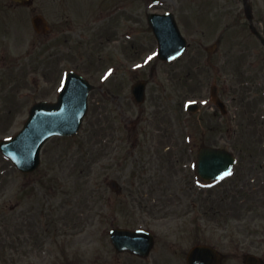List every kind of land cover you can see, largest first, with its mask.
Masks as SVG:
<instances>
[{
	"label": "rangeland",
	"instance_id": "1",
	"mask_svg": "<svg viewBox=\"0 0 264 264\" xmlns=\"http://www.w3.org/2000/svg\"><path fill=\"white\" fill-rule=\"evenodd\" d=\"M8 1L0 0V139L20 131L34 102L57 97L66 70L84 74L96 89L81 132L52 138L36 172L21 173L0 153V264L7 251L18 264H186V253L200 242L223 251L225 264H243L244 252L261 254L264 209L230 201L229 179L205 187L200 197L188 188L190 164L200 144L240 147V138L228 140L233 134L209 100L214 79L221 88L233 82L232 90L244 94L248 54L263 53L244 15L239 19L237 11L229 10L238 4L34 0L52 27L40 36L30 8L7 7ZM253 3L256 21L264 22V0ZM151 10L173 11L190 42L187 52L171 64L154 61L155 38L147 24ZM101 13L106 21L95 23ZM215 43L217 53L210 56L207 49ZM125 60L137 62L140 70L132 72ZM138 78L149 82L143 105L135 103L131 91ZM261 91L259 103L264 100ZM191 99L207 104L189 115L185 105ZM236 100L229 101V109L244 121L249 114L238 113L243 102ZM190 131L196 146L191 154L185 142ZM253 132L245 129L250 137L257 135ZM258 145L254 138L245 145L256 163L264 155L257 154ZM251 157L244 154L241 165ZM99 164L105 172L100 178ZM91 177L106 184L104 196L103 188L93 191L98 202L92 200L91 188L89 192ZM112 178L124 186L120 200L108 186ZM113 226L151 230L157 247L145 259L118 254L110 240Z\"/></svg>",
	"mask_w": 264,
	"mask_h": 264
},
{
	"label": "water",
	"instance_id": "2",
	"mask_svg": "<svg viewBox=\"0 0 264 264\" xmlns=\"http://www.w3.org/2000/svg\"><path fill=\"white\" fill-rule=\"evenodd\" d=\"M19 1V0H18ZM24 1V0H22ZM151 24L154 27L156 34L158 35L160 42L163 46L168 45V42H177L178 45L185 44V39L180 33V30L176 24L174 15H150ZM165 21V22H164ZM36 26L41 30V18L35 19ZM168 40V42H167ZM72 81L75 85H80L78 87V95L75 101L69 100L71 87L70 80L69 84L61 95L60 101L57 103H39L35 105L32 110L31 117L29 118L25 128L20 132L15 138L10 139L2 147H7V153H11L17 158L24 157L26 154L33 152L34 155L27 157V163L24 161H19L23 169L31 165V167L37 166L39 164L38 151L42 146V143L52 134L55 133H65L70 134L77 130L82 122V116L86 111V100L83 94H86V82L80 77L73 75ZM66 106H70L66 108ZM67 109V110H66ZM67 112H66V111ZM70 110V111H69ZM80 110V113L76 116V112ZM71 112L73 114L71 115ZM71 115V116H70ZM39 140V142H38ZM31 150L25 153L27 150ZM210 158H218L219 155L208 154ZM211 159L204 161V164H208ZM33 164V165H32ZM206 170L207 168H203ZM112 186L116 189L118 184L116 181H112ZM115 244L119 250H130L133 252H138L139 249L133 245L139 241L146 239L148 242V248H151L149 243L150 235L142 232H133L128 230H117L116 234L113 235ZM212 254L218 264L219 254L210 247L199 246L193 249L191 255L189 256V264H200L205 263L209 260L208 255Z\"/></svg>",
	"mask_w": 264,
	"mask_h": 264
},
{
	"label": "flooded vegetation",
	"instance_id": "3",
	"mask_svg": "<svg viewBox=\"0 0 264 264\" xmlns=\"http://www.w3.org/2000/svg\"><path fill=\"white\" fill-rule=\"evenodd\" d=\"M237 6L231 7L232 10H237L239 12L243 11L242 0H234ZM255 9V4L253 0H249ZM238 7V8H237ZM256 18V14H255ZM261 27L262 33H264V23L261 21H256ZM249 26V25H248ZM248 80H247V91L246 95L250 102H258V92L259 90L264 94V54L261 52L258 55H254L252 52L248 54ZM259 89V90H257ZM261 136L264 137V132H261ZM252 155V153H251ZM251 162L240 166L243 170H236L234 172L233 179L230 180V191L234 198L242 196L244 193V199L246 202L252 203L255 207L260 206L264 209V163H255L254 159L247 158ZM195 185L191 184L190 189L195 191ZM6 264H13V260L9 254Z\"/></svg>",
	"mask_w": 264,
	"mask_h": 264
},
{
	"label": "snow or ice",
	"instance_id": "4",
	"mask_svg": "<svg viewBox=\"0 0 264 264\" xmlns=\"http://www.w3.org/2000/svg\"><path fill=\"white\" fill-rule=\"evenodd\" d=\"M228 173H226V175H227Z\"/></svg>",
	"mask_w": 264,
	"mask_h": 264
}]
</instances>
